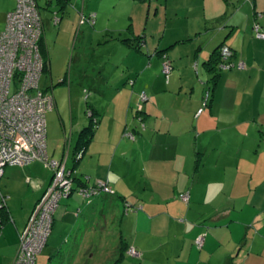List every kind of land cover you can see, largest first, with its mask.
<instances>
[{"label": "rangeland", "instance_id": "374dc122", "mask_svg": "<svg viewBox=\"0 0 264 264\" xmlns=\"http://www.w3.org/2000/svg\"><path fill=\"white\" fill-rule=\"evenodd\" d=\"M161 1L96 0L92 4V0L87 2V5L95 7L99 3H104L105 8L110 7L109 15L100 14L99 18L101 19L95 16V19H92L94 22L86 20L82 22V16H85L84 18L88 20L89 16L92 17L95 14L87 7L83 13L81 12L83 0H72L64 13L60 10L61 5L58 0H39L49 55V67L43 73L40 84L47 92L54 94L60 107L58 110L64 113L71 104L69 86L76 83V88L72 92L73 105L76 111L80 113V120L88 124L92 119V124L95 125L97 123L96 118L89 116L87 110V105L92 102L90 97L94 95V92L90 89L95 85L102 86L106 83L107 87L110 88L111 95L117 97L119 103L116 104L117 107L114 110V103L110 107L108 101H103L105 103L100 112L101 119H99L95 129L100 124L102 126L101 133L115 135L118 134L119 129L127 126L126 132H123V134L129 139L135 140L139 135L138 132L134 131V128L138 127L141 133L148 135L150 139L148 144L143 143V150L139 152L142 155L139 156L135 164L142 162L144 165V162H146L147 175L151 174L152 176V174L158 175L161 173L163 176L161 179L165 180L164 184L171 182L172 173L170 168L179 165L180 158L177 159L176 155H183L186 151H194L195 148H198V156L203 159L202 164L204 163V166L216 167L218 165L221 168L225 167V181L214 183L213 186H210L212 189L209 188L208 193V196L212 199V205L224 204L231 201L230 196L233 193L234 183L239 181H242L239 184L243 183V180L235 181L234 178L243 176L245 181H248L253 177L254 182L252 183H259L264 180V61L256 62L252 68H250L252 64L240 68V62L249 61L248 56L246 55L244 59L240 58L234 61L233 55V67L231 69L222 70L221 63L219 64L220 71L226 73L232 70L240 75L237 80L239 86H235L231 81H228L229 89L225 92L226 101L232 104V108L216 109L213 114H211L212 110L210 109L211 102L213 103L218 95L219 83L217 80L214 85L215 73L204 67L203 64L216 45L215 40L210 44L212 32L224 27V24L220 25L213 19L214 15L235 14L236 18L240 20L241 44L245 41V47H248L253 37L264 39V37H257L255 31L257 23L261 25L264 31V0L258 1L256 11L255 8L248 5L243 7L240 0H230L234 1L232 3L228 0H222L220 6L207 0L204 6L197 7V11L187 12L182 9L176 13L172 10L166 13L164 6L160 4ZM151 2H153L152 7L150 6ZM16 3L17 0H0V30L5 29L8 14L16 7ZM159 4L160 10H158ZM216 7H220V10ZM73 12H76L77 15L75 16ZM62 15L64 22L71 17L78 21L71 38L60 32L62 31L60 29L62 19L59 24L54 22L55 16L60 18ZM99 21L107 22V25ZM80 24L82 26H79ZM130 24L142 35L145 31L148 44L155 47L162 35H165L166 43H169V39L172 37L192 35L191 29L195 30L192 35L195 39L184 38L185 40H181L176 47L163 52L160 77L153 74V66L146 71V68H142V65L135 67L129 64L128 71H124V66L130 63V52H128L129 47L121 43L120 37L123 33L125 36V32L122 33V31L127 30ZM110 27L118 29L116 38L112 36L113 34L103 31H108ZM93 38L95 41L92 40ZM107 39L109 42L106 46L104 41ZM99 42L103 44H99ZM128 42L123 43L130 46L135 41L129 40ZM207 43L210 45L207 46ZM201 44L204 47L199 50L200 57H202L201 61L198 62L195 61V53ZM108 51L115 53V55L112 57L113 60H106L107 63H105L104 58H106ZM180 51L183 53L180 62L183 68L175 71L174 66H172L169 72H165L163 70L165 60L170 64L173 63L172 60L179 61ZM240 56L243 57L241 50L238 57ZM101 58L104 60L98 61ZM145 58L149 60L148 56H145ZM180 73L182 83L180 82ZM67 74L68 80L62 83L61 81L64 80ZM130 74H132V78L127 77ZM87 75L89 78L86 77ZM242 81H244L243 84ZM181 84L183 88L179 89L182 86ZM224 85L225 83H220V87H224ZM77 86L81 89H78ZM148 87H154L158 92L151 94ZM215 87L216 92L214 94ZM162 89H166V92H162ZM143 92L148 96L144 101L141 100ZM207 92H210V100L208 104H205ZM104 95L108 96L107 93ZM126 99L127 102L123 103ZM200 109H203L201 113H199ZM58 110L54 109L47 113V144L48 148L50 146V151H52L53 147L56 146V142L59 143L57 152L60 154L63 149L67 150V146L66 139L61 137L64 134V127ZM203 112L204 114L201 116ZM243 113H256L257 118L241 121L240 116ZM106 126L108 129H105ZM68 133H70V129ZM131 134L134 135V138ZM50 143H52V147ZM101 145L104 146L99 142L98 147ZM36 161L42 162L51 169V166L45 161ZM176 162H178L177 165H175ZM25 166L20 167L23 172L25 171L24 168H28L27 165ZM148 167L151 168L152 173H150ZM241 172H245V174L243 175ZM2 178L3 176L0 181ZM12 188L19 191L22 188L21 181L14 182ZM113 190L116 192L114 188ZM181 191L178 184L176 186L161 187L158 183H153L149 188L148 185L139 183L136 179L131 182L128 189V193H132V198L139 204L138 207L145 204L147 210L150 206H155L150 202H157L162 196H172L173 205L176 202H181L188 209L187 205L189 203L184 202L180 197ZM74 193L79 194L82 200H85L79 189L72 194ZM1 197L0 204L4 199L7 201L4 196L1 195ZM138 198L139 200H137ZM206 205L208 204H201L203 207ZM130 206H132V210H136L133 205L126 202V209L131 208ZM242 216L247 219L248 212L243 213ZM110 234L106 233L103 242L110 240ZM96 239H98L97 243H101L99 238ZM115 250H113L112 255L110 253L112 259L116 256ZM130 250L128 249L129 253ZM108 251V247L105 245L98 246L95 243L92 251L95 255L89 261L91 264H106ZM39 255L42 257L38 258L37 263L46 264L49 260L46 251L39 253ZM43 256L44 259L46 258L45 260ZM107 258L109 259V257Z\"/></svg>", "mask_w": 264, "mask_h": 264}, {"label": "crops", "instance_id": "0c3cea01", "mask_svg": "<svg viewBox=\"0 0 264 264\" xmlns=\"http://www.w3.org/2000/svg\"><path fill=\"white\" fill-rule=\"evenodd\" d=\"M90 1L92 0H83L81 3L82 13L87 7L88 10L95 12L98 19H101L99 18L100 14L109 15V6L105 8L104 3H99L95 7H90V5H87V2ZM206 1L162 0L160 4L164 6L166 13L170 10L176 13L182 9L187 12L197 11V7L204 6ZM208 1L219 6L222 2V0ZM240 1L243 3V7L248 5L255 8L256 11L259 0ZM95 2L96 0H93L92 4ZM228 2L232 3L234 1L228 0ZM160 4L158 10H160ZM216 8L220 10V7ZM73 13L75 16L77 15L76 12ZM72 18L64 22L63 15L61 17L62 26L60 29L62 31L60 32L70 38L78 24V21ZM213 19L220 25L224 24V27L223 29L214 30L211 34L210 44L214 40L216 42L211 54L220 44L224 43L234 50V61L240 58L244 59L247 55L249 61L246 60L245 64L246 66L252 64L250 68L255 66L256 62L264 61V39L253 37L248 47H245V41L241 44L240 20L236 18L235 14L214 15ZM99 22L107 25V22ZM117 30V28L110 27L108 31H103L113 34L112 36L116 38ZM194 31L191 29L192 35ZM123 32H125V36ZM122 33L123 37L142 36L144 38V43L138 49L120 41L123 45L129 47L128 52H130V63L124 66V71H128L129 64L135 67L142 65V68H146V71L153 66V74L157 77H160L159 74L161 75L162 63V55L158 54L157 50L164 49V52H167L169 49L176 47L181 40H185L184 38L195 39L192 35L187 37L181 35L172 37L169 39V43H166L165 35H162L155 47L148 44L147 33L144 31L143 35L140 34V31L135 30L132 24ZM224 34L225 36H223ZM92 40L95 41L94 38ZM108 42L107 39L104 44L107 46ZM99 44L103 43L99 42ZM210 44L207 43V46ZM203 47V44H201L196 50L195 61H201L202 56L200 57L199 50ZM240 50L243 57H238ZM114 55L115 53L108 51L105 60L101 58L98 61L104 60L107 63L106 60H113ZM210 55L205 59L206 61L210 58ZM145 56H148L149 60ZM182 58L183 53L180 51V60H172L175 71L183 68L180 63ZM206 61H204V67H207ZM224 72L221 71L218 78L217 94L219 98L217 95L216 98L214 97V102H211V114L216 109L232 108V104L226 101L225 92L229 89L228 81H231L235 86H239L237 80L240 75L236 74L237 72L234 73L232 70ZM179 75L182 83L181 73ZM131 76L132 74L127 77L132 78ZM86 77L89 78L88 75ZM220 83H225L224 87H220ZM241 83L243 84L244 81ZM75 85L77 84L74 83L73 86H69L71 104L64 113L58 110L60 107L52 93L55 100L54 109L58 110L64 127V134L61 137L66 139L67 150L63 149L59 154L57 152L59 143L56 142L53 150L50 151L49 146L48 151L51 157L65 160L68 168L75 169V185L77 187L80 185L94 187L99 182L106 181L117 193L115 195L102 193L94 196L90 201L82 200L77 193L62 199L55 213L52 233L47 245L41 252L46 251L49 255L46 264H91L89 260L95 255L92 252L95 243L98 246L105 245L108 247L106 264H264V180L259 183H252L254 182L253 177L248 181H245L243 176L234 178L235 181L243 180V183L239 184L242 181L234 183L233 193L230 196L231 201L214 206L208 193L212 189L210 186H213L214 183L225 181V167L221 168L218 165L216 167L204 166V163L202 164L203 159L198 156V148H195L194 151H186L183 155H176L177 159L180 158L179 165L170 168L172 173L171 182L164 184L165 180L161 179L163 177L161 173L158 175L152 174V176L151 174L147 175L146 162H144V165L142 162L135 164L139 156L142 155L139 152L143 150V143L148 144L150 139L148 135L141 133L138 127L134 128V131L138 132L139 136L134 140L123 134V132H126L127 126L119 129L118 134L112 135L111 133H101L102 126L99 124L91 140L85 144L83 157L76 160L75 148L78 145L79 133L89 123L80 120V113L76 111L73 105L72 92L76 88ZM77 87L81 89L79 86ZM182 88L183 85L179 89ZM109 89L106 83L102 86L95 85L90 89L94 92V95L90 97V101L92 99L90 105L99 114L98 117H101L100 112L105 103L103 101H108L110 107L114 103V110H116V104L119 103L117 97L111 95ZM148 90L151 94L158 92L154 87H148ZM162 92H166V89H162ZM215 92L216 87L214 94ZM106 93L108 96L104 95ZM126 102L127 99L123 103ZM203 114L204 112L201 116ZM255 114L243 113L240 120L247 121L250 118H257ZM68 127L70 133H68ZM105 129H108V127L106 126ZM99 142L104 146L98 147ZM50 144L52 147V143ZM145 158L147 159L148 156ZM27 166L28 168H24L25 173L21 170V166L6 167L0 181V202L1 195L8 196L6 210L9 213L0 230V264H11L16 257L20 246V234L24 231L38 200L50 186L54 175L53 170L40 161H33ZM149 169L152 173L150 167H148ZM241 173L245 174V172ZM134 179L139 183H145L149 188L153 183H158L161 187L176 186L178 184L182 190L180 194L183 192L190 193L191 198L189 205H187L188 209L181 202H176L175 205L177 206L173 205L172 196H162L159 201L150 202L155 206H150L148 210L145 208V204L138 207L139 204L132 198V193H128L129 185ZM16 181H21L22 184L19 191L12 188L13 183ZM126 202L131 203L136 210L127 211ZM201 204L208 205L203 207ZM245 212H248L247 219L242 216ZM106 233H111L109 235L110 240L103 242ZM199 235H204L202 248L198 247L195 242ZM96 238H99L101 243H97L98 239ZM119 248H122L120 255L112 259L110 253L112 255L113 250ZM131 248H135L138 254H130L128 249ZM119 256L121 259L117 260ZM40 257L42 256L37 257V261Z\"/></svg>", "mask_w": 264, "mask_h": 264}, {"label": "built area", "instance_id": "2783aa9c", "mask_svg": "<svg viewBox=\"0 0 264 264\" xmlns=\"http://www.w3.org/2000/svg\"><path fill=\"white\" fill-rule=\"evenodd\" d=\"M93 14L88 20L94 22ZM61 17L55 16V24ZM257 37H264L261 25H255ZM44 20L39 0H17L16 7L9 12L4 30H0V178L8 166H25L41 160L53 170L50 186L38 200L24 231L20 234V246L11 264H37V257L48 243L53 230L54 217L62 199L68 198L75 190L90 201L99 194L115 195L116 192L106 182H99L94 187L75 185V169L67 167L65 160L50 156L47 144V113L55 108L52 93L41 87V78L46 70V62L40 49L44 35ZM222 69H231L233 50L224 45L221 49ZM245 68V62H240ZM171 64L165 60L163 70L169 72ZM49 88V87H46ZM148 98L143 92L141 100ZM210 100V92L205 95V104ZM203 109L199 110V113ZM92 117V112L88 111ZM134 138V135L131 134ZM84 148L75 155L79 160L84 155ZM6 199L8 196H4ZM181 199L189 203L190 193L184 192ZM4 199L0 208L6 209ZM128 207V206H127ZM127 208L126 210H132ZM3 222L0 216V230ZM198 247L204 245V235L196 240ZM130 253L138 254L135 248Z\"/></svg>", "mask_w": 264, "mask_h": 264}, {"label": "trees", "instance_id": "16d2710c", "mask_svg": "<svg viewBox=\"0 0 264 264\" xmlns=\"http://www.w3.org/2000/svg\"><path fill=\"white\" fill-rule=\"evenodd\" d=\"M60 5H61V8L60 10L64 13L65 12V9L68 5H70L72 3V0H58ZM62 17V16H61ZM90 17V16H89ZM95 19V17H94ZM117 37V35L115 36ZM120 37V36H119ZM120 40L122 42H128L129 40H133L135 41L134 43H131L130 46H133L134 48H141V44L144 43V38L142 36H135V37H123L122 34H121V37H120ZM129 43V42H128ZM137 43V44H136ZM224 43L220 44L213 52L212 54L210 55V58L205 62V64L207 65V68L211 71V72H214L215 73V80H214V85L216 84V81L218 80V78L220 77V74H221V71H220V67H219V64L221 63L222 61V56H221V47L223 46ZM229 46V45H228ZM40 49H41V53L43 55V58L45 59V62H46V69H48V64H49V55H48V48H47V44H46V41H45V33L40 41ZM165 50L164 49H159L157 50V53L158 54H163ZM234 50H233V55H234ZM223 62V61H222ZM232 62V60H231ZM171 66H173V64L171 63ZM67 77H68V74L67 76H65L64 80H62L61 82L62 83H65L67 81ZM87 91V90H86ZM211 97H212V94H211ZM88 104V103H87ZM87 110L88 111H91L92 112V118H96L97 120V123L99 122V119L100 117L99 114L94 110V108L91 106V105H87ZM96 123V124H97ZM96 124H92V119L90 120L89 122V125L85 128H83L80 133H79V141H78V145L77 147L75 148V153L81 149V148H84L85 147V144H87L94 132H95V127H96ZM129 203V202H128ZM131 204V203H130ZM8 211L5 209V208H0V216H1V219H2V222H4V220L7 218V215H8ZM122 251V248H119L118 250L115 251V255H120ZM121 257L119 256L117 258V260H120Z\"/></svg>", "mask_w": 264, "mask_h": 264}]
</instances>
